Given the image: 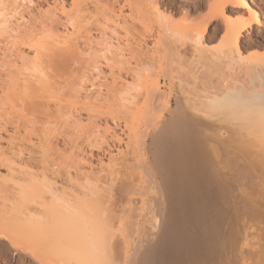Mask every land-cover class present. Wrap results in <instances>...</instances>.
I'll return each mask as SVG.
<instances>
[{"label": "bare ground", "instance_id": "1", "mask_svg": "<svg viewBox=\"0 0 264 264\" xmlns=\"http://www.w3.org/2000/svg\"><path fill=\"white\" fill-rule=\"evenodd\" d=\"M158 1L115 0L114 12L103 0H0V118L3 110L14 117L7 139L12 155V138H21L20 128L24 123L29 126L25 117L32 116L23 107L25 102L44 107L42 111L51 105L56 108L53 102L60 103L49 82L54 77L51 64L72 54V41L92 12L106 23H117L115 27L129 32L128 37L133 24L152 22L157 32L154 45L162 47L165 58L162 74L168 79V89L171 84L175 88L162 91L147 83L146 76L154 68L150 67L151 62L154 66L153 50L150 55L141 52L137 57L141 63L130 66L124 52L127 44L122 47L128 39L117 38L113 46L109 37L97 36L99 41L93 45L99 48L85 61V69L101 73L96 58L100 55L111 75L116 65L118 73L132 78L115 91L121 125V135L115 139L124 143L123 151L115 155V201L120 202L115 212L110 187L100 184L91 166L76 173L80 182L73 185L75 190L70 188L68 196L57 193L46 175L55 169L48 152H41L49 159L47 172L36 176L23 173L20 167L16 171L13 156L0 148V165L8 173L6 179L0 174V189L10 183L16 196L7 216L8 198L0 190V238L7 235L26 246L34 254L29 259L36 264H98L105 251L123 264L264 261V128L233 129L209 117L203 106L205 94L215 89L264 81V54L244 53L241 47L242 38L264 27L260 20L264 3L254 9L257 4L252 7L247 0H212L196 25L179 24L157 12ZM99 18L93 20L96 26L102 24ZM213 23L214 35L224 31V43L209 44ZM130 38L134 42L143 39ZM263 44L264 38L251 45ZM107 53L115 54V61H109ZM148 59L151 62L146 64ZM95 90L88 92L96 99L101 95ZM86 128L92 143L95 127L88 124ZM46 137L37 140V147L51 151L55 145ZM18 255L11 252V257Z\"/></svg>", "mask_w": 264, "mask_h": 264}, {"label": "rangeland", "instance_id": "2", "mask_svg": "<svg viewBox=\"0 0 264 264\" xmlns=\"http://www.w3.org/2000/svg\"><path fill=\"white\" fill-rule=\"evenodd\" d=\"M46 1L50 2L51 0H46ZM247 1L252 7L255 6V4H257L256 8L254 9H257V6H262V4L264 3V0H247ZM103 2L104 4L108 3V5L115 12V0H103ZM209 3L211 4L212 0H159L157 3V9L160 10L159 12L165 15L172 16V18H174V21L176 23L180 24V22L183 23L186 22L197 25L199 24L198 21L202 20L203 17L207 14L206 11L209 10L208 8L210 6ZM94 13L95 12H92V14H90L91 17L90 16L88 17L89 22L87 21V18H85V20H83V22L81 23L80 27L82 26L83 27L78 30L79 36L74 42L72 41V49H73L72 54H70L67 58L65 57L64 58L65 61L63 60L61 63L55 60V62L51 64L52 69L50 71L52 72V75H54V77H51V73H50V76L48 75L49 77H51L49 78L50 80L49 82H51L50 84H52L54 88L53 92L56 91L55 92L56 100L58 99L57 101L60 103L55 105V102H53L54 106H57L56 108H54L53 105H51L53 107L50 108L51 110L45 109L46 111L44 110L42 111L44 107L40 108L41 107L40 105H32L31 103H30L31 107H29L30 105H25L27 101L25 102L23 107H26V109L29 108L28 113H31L32 116L29 117V114H27L28 116L26 117L29 118L25 117V120H29L28 123L29 126H25L26 123H24V127L20 128L19 137L21 138L17 139L16 137V139L12 138L11 140L10 146H13V148L11 147L12 149L11 151L18 156L15 158H14L15 154L12 155V153L7 150L10 148L8 146L9 145L8 142L10 140L8 141L7 139L9 138V134L11 133V129H12L11 120H14V117L12 116V114L8 115L7 111L3 110L4 116L1 114L2 116L0 118L1 120L0 148L6 149L8 155L13 156L12 160L15 161L16 163L14 164V168L16 169V171H19L18 167H20L23 173L26 170V172L29 174H35L36 176H41L42 173H44V171H46L47 169L46 165L49 163L52 164L54 162L55 164L53 163L54 164L53 167L55 169L52 167L54 169V172L46 173L47 172L46 171L45 173L48 178L50 177V182L52 180L53 182V183L51 182L52 185L55 184L54 185L55 188L54 187L53 188L59 191L56 192L57 193L65 192L68 196H71L72 193V191H70L71 190L70 188L73 185H77L78 182H80L77 179L78 176L76 175V173L79 174L78 172H81L88 166H91L95 170L97 176H99V179L101 180L100 184L102 185L104 183L105 185L103 184L102 186H106L105 188L110 187L109 188V194L111 192L110 205L113 211L115 212V204L119 205L120 203L118 202V200L115 201L114 181H115V169L117 168V165L115 168V155L116 157H118L119 155L118 152L120 151V149H121L120 152H122L124 149L123 141L122 140L118 141L115 139V135H121L120 134L121 125L119 121L120 116L115 109L116 108L115 91H117L120 88L119 86H121L122 84L123 85L130 84L132 78L131 76H129V74L127 75L121 72L118 73L116 69L117 68L116 65H115V74L111 75L107 70V68L105 67L104 57L100 55H97L96 58L99 63V66L102 67L101 73L96 75L95 73H92L90 71L88 72L87 69H85L86 66L85 61L89 58V56L93 53L94 50H97L99 48V47H94L93 45L94 42L99 41V38H97V36L99 37L101 34L103 37L106 38L109 37L110 39L109 41L113 44V46L116 45L117 38L128 39V42L126 41L122 42V47H125V45L127 44V49L124 51L126 54L125 58L127 59V61H129L128 65H130L131 63L132 66L135 63L138 65L141 63V61H139L138 59L139 54L141 52H142L141 54H145V52L147 54L148 52L149 53L148 55H150L151 51L152 50L154 51L155 49L154 52L152 51V53L155 54L151 53L152 56L150 58L151 60H153L154 66L151 65L152 64L151 60L148 59L146 60L147 62L145 61L146 64H148V62H151L150 67H154V68H150L149 74L146 76V78H148L147 83H154L162 91H169V89L173 90L175 88H173L172 87L173 85L171 84L172 86L169 85V89H168L167 87L168 79L166 80V77L163 76L164 74H162L163 71L161 67H164L162 65H165V58L162 47L160 45L157 46L154 45L155 36L157 32L155 29L156 28L155 25L152 26V22H149L147 19L144 20L145 23L148 21L146 25L150 23V25H148L149 28L144 24V22H142V24L141 22L137 24H133V29H132L133 31L131 30L132 33L130 34V37L143 38L141 40L135 38L134 40H136V42H134L133 38L128 37L127 34H129V32H126L124 29L119 30L120 28L119 29L117 28L119 27L117 23H115L114 25L109 22L106 23L103 19V16L97 15L96 13L94 15ZM201 16L202 18H200ZM96 18L101 19L99 20V22L102 23L99 25L100 27L96 26L93 23L94 22L93 20H95ZM14 20L15 17H12L11 21ZM260 20L263 21L264 17H260ZM215 27L216 26L214 23L212 27L210 26L209 38H211V41L209 42V44H219L220 41L224 43L225 42V40L223 39L224 38L223 35H225V33L223 34L224 31L221 30V32L219 31V33L214 35L213 29ZM61 30L62 29L60 27L59 31ZM81 31H83V33H80ZM123 31H125L126 34L125 33L123 34ZM262 38H264V27H259L258 31L252 32L249 36L246 35L244 38H242L243 40H241V47L243 48V52L246 50L247 53L252 50L254 52L256 51L259 52V54H264V44L261 46L251 45L252 43L254 44L258 42V40ZM137 40H139L140 42ZM144 42L146 44H144ZM1 47L3 48V44L0 42V50L2 49ZM179 50L182 52L184 48H179L178 51ZM105 56L107 59H109V61L111 60L115 61V54L113 55L107 53ZM159 65L161 66L159 67ZM155 66L159 67L160 69L159 68L157 69V67ZM151 70H153V72ZM0 81H1V75H0ZM1 83L2 82H0V85H2ZM117 87L119 88L117 89ZM91 89L93 90L99 89L98 91L100 92L101 96L98 97H100V99L98 97H96V99L90 97L91 92L88 91ZM39 92L40 91H38V93ZM95 92L93 91V93ZM38 93L34 94L35 97L38 95ZM42 93L45 92L42 91ZM87 94H89V96H87ZM35 99L33 98V101H36ZM37 100L39 99L37 98ZM31 119L34 122V126H32L33 122L31 121ZM89 120H91V123L89 122ZM4 121L6 123H4ZM88 124H91L95 127L94 134L90 135L93 138L92 139L94 141V142L92 141L93 144L91 143V139L90 140L87 139L89 138V134L87 133L88 131L86 128ZM26 127L27 128L31 127L30 128L31 131L26 133L25 132L27 130ZM45 135L47 136L46 138H50L52 145L56 146V147L54 146L55 148L52 146L53 147V149H51L52 153L50 150L49 151H46V149L41 150L39 147H37L38 146L37 140L44 137ZM87 141L92 145H89ZM12 142L14 143L12 144ZM117 150L119 151L117 152ZM41 152L42 153L48 152L46 153L48 154L47 157L51 158V159L49 158L50 159L49 163L47 162L49 159H47L46 156L44 157V155L41 154ZM49 152L51 153V156L49 155ZM101 162L103 166L99 164ZM108 163L111 165H108ZM0 174H2V177L8 176L5 165H0ZM70 177L71 179L76 178L74 180L75 183L76 182L77 183L72 184L74 180L72 181L71 179H69ZM6 178L7 177H5V179ZM70 180L72 181L71 183ZM79 180H81V178ZM135 182L138 185L139 181H135ZM3 183L4 182H2L1 184ZM9 184H7V182L4 183L3 186L4 185L5 186L4 188H2L3 191L0 189L2 191L0 192L5 194L6 197L8 198V202L4 210L6 215L8 213L10 215V212H12L11 204L14 202L13 200L16 199L15 198L16 196H14L15 194L14 193L12 194L13 191L10 190V188L8 187ZM7 187L9 189H7ZM73 187L72 190H75L76 186ZM138 205L140 206L141 203H138ZM6 244H7L6 242L0 241V259H2L5 262V264H36L35 262L31 261L28 256L24 254H19L17 257H11L9 246L8 244L7 245Z\"/></svg>", "mask_w": 264, "mask_h": 264}, {"label": "clouds", "instance_id": "3", "mask_svg": "<svg viewBox=\"0 0 264 264\" xmlns=\"http://www.w3.org/2000/svg\"><path fill=\"white\" fill-rule=\"evenodd\" d=\"M203 106L209 117L233 129L264 128V81L215 89L205 94Z\"/></svg>", "mask_w": 264, "mask_h": 264}, {"label": "snow or ice", "instance_id": "4", "mask_svg": "<svg viewBox=\"0 0 264 264\" xmlns=\"http://www.w3.org/2000/svg\"><path fill=\"white\" fill-rule=\"evenodd\" d=\"M158 11L159 10L157 9V12ZM161 19H165V17L161 15ZM262 143H264V137H262ZM0 241L7 242L10 252L24 254L26 256H34V254L26 246H23L13 240H10V238L7 235L0 238ZM0 264H5V262L2 259H0ZM98 264H123V261L121 260L118 262L114 258V254H110L107 251H105L103 258L98 262ZM262 264H264V261H262Z\"/></svg>", "mask_w": 264, "mask_h": 264}]
</instances>
